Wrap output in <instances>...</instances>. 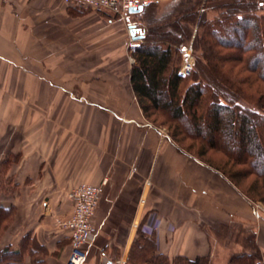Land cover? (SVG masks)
<instances>
[{"label":"crops","instance_id":"crops-1","mask_svg":"<svg viewBox=\"0 0 264 264\" xmlns=\"http://www.w3.org/2000/svg\"><path fill=\"white\" fill-rule=\"evenodd\" d=\"M147 1L123 20L63 0H0V164L17 187L0 198L17 207L4 241L30 234L47 264H65L70 238L55 220L71 214V190L106 181L85 264L125 260L141 221L170 259L228 264L251 230L264 262V204L183 150L138 102L128 43L142 37L129 30L145 33L187 0Z\"/></svg>","mask_w":264,"mask_h":264},{"label":"trees","instance_id":"trees-1","mask_svg":"<svg viewBox=\"0 0 264 264\" xmlns=\"http://www.w3.org/2000/svg\"><path fill=\"white\" fill-rule=\"evenodd\" d=\"M193 1H183L145 33L132 27L143 39L133 52V89L146 117L154 111L174 129L177 143L178 136L191 141L188 148L180 144L183 150L221 171L252 201L264 202V1L226 0L213 8L220 13L212 19L207 5L217 0H205L202 8L201 0ZM192 37L197 68L191 78L181 77L175 54ZM254 85L255 92L247 94L244 87ZM244 100L258 110L242 106ZM195 147L198 151L192 152ZM204 149L223 152L231 169L204 160ZM6 182L0 179V193ZM13 222V208L0 205V238ZM143 226L141 221L126 264H212L211 256L171 260L158 253L156 240ZM237 241L244 251L232 255L228 264H264L253 231L239 232ZM26 258L47 264L45 248L30 234L16 247L0 248V264H25Z\"/></svg>","mask_w":264,"mask_h":264},{"label":"built area","instance_id":"built-area-1","mask_svg":"<svg viewBox=\"0 0 264 264\" xmlns=\"http://www.w3.org/2000/svg\"><path fill=\"white\" fill-rule=\"evenodd\" d=\"M66 5L80 7L94 11H111L125 20L132 9H138L150 4L147 0H63ZM131 33V28H130ZM142 39L131 38L128 43L129 49L140 47ZM183 61L178 71L181 77L192 74L196 65L193 48L189 46L182 50ZM106 181L99 185L83 184L75 187L69 193L72 201V212L68 217L56 218V227L70 238L71 251L66 264H85L87 260L86 246L96 233L94 217L101 200ZM255 217H260L259 206H257ZM143 232L151 236L153 229L143 226ZM157 227L154 229L156 230ZM103 257L105 253L101 254ZM116 264H125V260H119Z\"/></svg>","mask_w":264,"mask_h":264},{"label":"rangeland","instance_id":"rangeland-1","mask_svg":"<svg viewBox=\"0 0 264 264\" xmlns=\"http://www.w3.org/2000/svg\"><path fill=\"white\" fill-rule=\"evenodd\" d=\"M195 1V0H194ZM194 1H193V3H194ZM261 1V0H260ZM262 1H264V0H262ZM225 3H227L226 2V0H217V1H215V2H211V3H209L207 6L210 8V10H209V12L207 13V15H208V17L210 18V19H212V18H215L216 16H218L219 15V13H220V10H214L213 8H216V7H218V6H221V5H223V4H225ZM201 5H200V7L202 8L203 6H204V4H205V0H201V3H200ZM260 14H264V9L260 12ZM201 16V13H199V17ZM192 29H193V27H192ZM196 29H197V25H195L194 26V32L196 31ZM194 35V34H193ZM192 35V36H193ZM188 45L187 46H189L190 44L192 45V48H193V37L192 38H190L188 41ZM175 47H178V46H175ZM179 48V47H178ZM177 48V49H178ZM193 55H194V58H195V63H196V65H197V57H196V54L194 53V49H193ZM175 57L177 58L176 60V63H178V65H179V69H180V67H181V65H182V61H183V55H182V51H181V53L180 54H175ZM135 60V59H134ZM134 64H135V62H134ZM133 64V65H134ZM196 65H195V67H196ZM194 67V69H196ZM179 71V70H178ZM194 71V70H193ZM193 76V72H192V74L191 75H189L188 77H192ZM189 79V78H188ZM187 84H190V83H192V82H190V80H187ZM245 88V90H246V92H247V94H251V93H254L255 92V90H256V88H257V85H254V86H245L244 87ZM241 103V105L242 106H244V107H248L249 109H252V110H258L257 109V107H255V105L254 104H251V103H249V102H247V101H241L240 102ZM147 119H149L151 122H153L155 125H157V126H162V130L167 134V135H169L170 136V138H172L173 140H175L174 139V129L172 128V127H170L167 123H165V118H163L162 116H159V114H157V113H155L154 111H151L150 112V117H147ZM179 139H182V140H179ZM177 141L179 142V144H181L184 148H188V146L191 144V141L190 140H185L184 138H182V136H178V138H177ZM181 141V142H180ZM200 147V146H199ZM191 149V148H190ZM192 150V152H197L198 151V147L196 148L195 147V149H191ZM204 151H205V149H204ZM203 159L204 160H206V161H208L209 163H212L214 166H216V167H219V168H221L222 170H224V171H229V169H231V166L229 165V164H227V161H228V159H227V156L223 153V152H220V151H217V150H206L205 151V155L203 156ZM7 168H8V165L6 164H0V179L2 180V181H4V182H6V181H9V182H6V186H5V189L0 193V198L1 197H14V196H16V193H17V187L16 186H14V184H13V182H14V178L11 176H8L7 175ZM236 169H238L239 167L237 166V167H235ZM246 180V179H245ZM245 183H247V182H245ZM11 184H13V185H11ZM245 188H248V186H244ZM259 202H261L262 204H264V202L263 201H260L259 200ZM257 203V202H256ZM10 208H13V211H14V222H13V224H12V226L11 227H9V229L3 234V236L0 238V248H4V247H6V246H11V245H6V243L7 242H5L4 241V239H5V237L9 234L8 232L10 231V229L11 228H13V226H14V223H15V220H16V216H17V207L16 206H14V205H10L9 206ZM256 208H257V205L255 206V210H256ZM254 216H255V214H254ZM56 225V224H55ZM223 234H224V232H223ZM138 237H137V235H136V237H135V239H137ZM134 239V240H135ZM22 241V240H21ZM223 242H224V240H222ZM134 242V241H133ZM17 246V245H16ZM16 246H13V247H16ZM94 254V253H93ZM95 255H98V254H96L95 253ZM128 255H129V252H128ZM128 255H127V257L125 258V264H126V262H127V259H128ZM169 258V257H168ZM225 255H219L218 256V263L219 264H224L225 262H224V260H225ZM170 259V258H169ZM174 259V258H173ZM173 259H171V260H173ZM27 260L30 262V258H26V260H25V264H27ZM96 263L98 264H100V262H99V256H98V258H96ZM212 261H213V259H212ZM29 264H31V263H29ZM66 264V263H65ZM101 264H103V263H101Z\"/></svg>","mask_w":264,"mask_h":264},{"label":"water","instance_id":"water-1","mask_svg":"<svg viewBox=\"0 0 264 264\" xmlns=\"http://www.w3.org/2000/svg\"><path fill=\"white\" fill-rule=\"evenodd\" d=\"M143 10V7H140V8H138V9H132L131 10V13H137V12H140V11H142ZM132 29V28H131ZM132 33L134 34V33H136V30H132ZM140 39V38H139Z\"/></svg>","mask_w":264,"mask_h":264}]
</instances>
